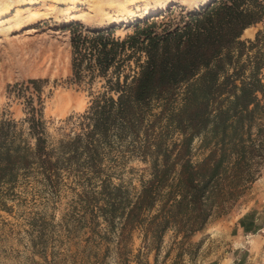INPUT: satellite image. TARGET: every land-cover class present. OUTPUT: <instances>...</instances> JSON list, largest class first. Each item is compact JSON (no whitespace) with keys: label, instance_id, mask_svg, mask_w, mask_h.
Masks as SVG:
<instances>
[{"label":"trees","instance_id":"obj_1","mask_svg":"<svg viewBox=\"0 0 264 264\" xmlns=\"http://www.w3.org/2000/svg\"><path fill=\"white\" fill-rule=\"evenodd\" d=\"M258 23L253 39L241 38ZM126 27L121 37L116 25H64L70 80L87 84L90 99L58 137L43 116L48 78L9 85L24 115L0 116V188L71 182L81 222L106 229L89 234L90 249H109L112 232L125 264L135 231L143 253L157 251L169 230L187 241L225 214L264 168V0H208L177 13L166 7ZM194 149L202 151L197 160ZM126 157L149 165L133 195L109 172ZM45 222L33 219L27 232L32 252L47 259Z\"/></svg>","mask_w":264,"mask_h":264},{"label":"rangeland","instance_id":"obj_2","mask_svg":"<svg viewBox=\"0 0 264 264\" xmlns=\"http://www.w3.org/2000/svg\"><path fill=\"white\" fill-rule=\"evenodd\" d=\"M203 0H0V116L23 117L22 99L8 93L9 85L30 78H48L44 89L43 116L52 137H58L60 127L70 115L83 112L89 104L87 84H75L71 77L69 32L64 25L78 21L89 27L116 25V36L123 37L130 29L128 23L137 17L173 7L191 10ZM130 9L118 15V10ZM5 14V15H4ZM261 23L243 32L242 39H253ZM98 79L92 89H100ZM196 142L195 145H197ZM202 156L194 149L193 159ZM114 184L121 183L131 195L148 178L149 165L138 158H124L109 168ZM260 175L221 216H212L203 230L180 242L181 234L166 232L157 251L145 252L141 234L135 231L127 243L133 257L126 264H204L216 255L225 235L217 236L220 224L238 216L259 194ZM77 187V186H76ZM71 182L57 188L40 182L17 183L13 190L0 188V264H125L117 255V237L111 232L109 249L103 245L99 254L90 247L96 242L90 233L104 232V225L96 230L85 227L81 202ZM46 219L48 238L47 259L32 252L30 222ZM99 242V241H98ZM141 249V255L138 251ZM137 254V256H134ZM41 255V256H40ZM67 255L66 258L63 257ZM156 256V259H155ZM52 257H55L52 259Z\"/></svg>","mask_w":264,"mask_h":264},{"label":"crops","instance_id":"obj_3","mask_svg":"<svg viewBox=\"0 0 264 264\" xmlns=\"http://www.w3.org/2000/svg\"><path fill=\"white\" fill-rule=\"evenodd\" d=\"M257 194L238 216L220 224L225 235L216 255L204 264H264V177Z\"/></svg>","mask_w":264,"mask_h":264},{"label":"bare ground","instance_id":"obj_4","mask_svg":"<svg viewBox=\"0 0 264 264\" xmlns=\"http://www.w3.org/2000/svg\"><path fill=\"white\" fill-rule=\"evenodd\" d=\"M208 0H203L202 1V3H205V2H207ZM130 11V9H125V10H123V8L122 9H119L118 10V15H120V14H125V13H128ZM154 12V9L153 8H151L150 10H149V12H148V14H151V13H153ZM5 15V14H4ZM245 31H247V29L245 30Z\"/></svg>","mask_w":264,"mask_h":264}]
</instances>
